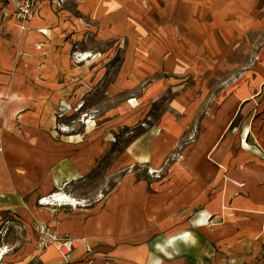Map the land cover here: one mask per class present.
Listing matches in <instances>:
<instances>
[{"label":"rangeland","instance_id":"1","mask_svg":"<svg viewBox=\"0 0 264 264\" xmlns=\"http://www.w3.org/2000/svg\"><path fill=\"white\" fill-rule=\"evenodd\" d=\"M35 6L32 18L15 21L43 36L34 47L46 59L36 62L47 65L35 78L62 90L51 130L63 147H78L79 157L95 163L92 183L77 192L85 198L55 189L42 196L44 206H86L127 179L171 186L197 167L215 172L210 181L221 175L223 186L232 183L231 170L245 175L231 194L257 191L243 179H259L264 158L251 159L261 166L249 173L236 160L248 127L249 148L254 154L264 148L250 122L264 109V0H36ZM35 18L39 27L31 26ZM233 205L225 203L220 215L228 264H264L262 215L252 212L256 218L248 222L233 214ZM232 220L238 235L231 234ZM207 227L213 232L215 224Z\"/></svg>","mask_w":264,"mask_h":264},{"label":"crops","instance_id":"2","mask_svg":"<svg viewBox=\"0 0 264 264\" xmlns=\"http://www.w3.org/2000/svg\"><path fill=\"white\" fill-rule=\"evenodd\" d=\"M21 1L0 0V251H6L0 264H228L220 242V215L224 204L230 202L233 214L248 222L256 218L254 213H260L264 232V162L261 166L251 160L259 161L255 157L260 155L264 158V148L255 154L249 148L250 127L243 134L236 162L248 173L261 166L263 174L259 179H243L248 185H257V191L251 189L245 196L231 194L238 191L234 183L243 174L231 170L233 184L223 186L221 175L210 181L208 169L197 167L192 168L193 176L184 174L183 180L171 186L127 179L86 206H39L37 199L55 189L71 191L77 200L85 198L77 192L80 185L92 183L88 175L95 163H89V157H79L83 153L78 147H63L51 130L53 110L60 106L63 94L35 78V70H46L47 65L36 62L46 59L34 47L43 36H35L36 32L13 19ZM38 21L35 18L31 26L39 27ZM250 122L256 130L254 140L264 146V109ZM151 167L159 168L155 163ZM219 187L225 189L213 195V189ZM103 188L101 184L99 189ZM168 202L173 206L166 210ZM244 211L251 213L244 216ZM153 215L155 222L150 220ZM209 220L215 224L213 232L207 227ZM47 222L54 223L57 234L73 240V250L67 256L55 246L36 251V227ZM238 223L232 220L231 234H239ZM9 233L12 243L6 242ZM233 250L238 251V244L230 248L231 256L237 254Z\"/></svg>","mask_w":264,"mask_h":264},{"label":"built area","instance_id":"3","mask_svg":"<svg viewBox=\"0 0 264 264\" xmlns=\"http://www.w3.org/2000/svg\"><path fill=\"white\" fill-rule=\"evenodd\" d=\"M35 2L36 0H23L13 14L14 19L16 21H23L32 18L36 7ZM54 195L57 197L58 193ZM45 201L47 199L41 197L38 199L37 204L44 206L47 204ZM35 231V247L37 252H42L51 246H55L62 256H67L72 251L73 241L67 236L58 235L53 228V224L40 223L37 225ZM87 251H90L89 248H87Z\"/></svg>","mask_w":264,"mask_h":264},{"label":"bare ground","instance_id":"4","mask_svg":"<svg viewBox=\"0 0 264 264\" xmlns=\"http://www.w3.org/2000/svg\"><path fill=\"white\" fill-rule=\"evenodd\" d=\"M14 19V18H13ZM15 20V19H14ZM89 56H85L84 58H82V61L83 60H85V59H87ZM237 82V81H236ZM83 106V105H82ZM81 106V107H82ZM80 107V108H81ZM212 118V115H209L208 116V119L210 120ZM62 131H66L67 129L66 128H63V129H61ZM207 173V175L209 176V178H211L210 176L212 175V172H210L209 170L206 172ZM64 194L61 192L60 194H58V197H61V196H63ZM47 199V198H46ZM46 203H48V201H45ZM171 206H173V204H168V205H166V210H168ZM155 211V210H154ZM150 220H151V222H155L156 221V218H155V216L153 215V216H151L150 217ZM6 251H4L3 253H5ZM3 253L2 254H0V261H1V259H2V255H3Z\"/></svg>","mask_w":264,"mask_h":264}]
</instances>
